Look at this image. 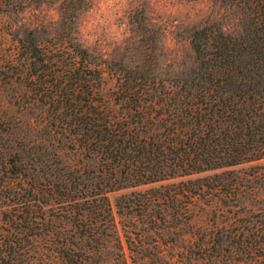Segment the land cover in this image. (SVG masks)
I'll use <instances>...</instances> for the list:
<instances>
[{
	"label": "trees",
	"instance_id": "obj_1",
	"mask_svg": "<svg viewBox=\"0 0 264 264\" xmlns=\"http://www.w3.org/2000/svg\"><path fill=\"white\" fill-rule=\"evenodd\" d=\"M217 1L240 7L239 30L226 33L215 24L192 27L193 65L167 81L154 73L149 53L140 64L120 67L115 100L121 109L116 110L100 104L99 67L84 48L40 44L31 32L16 37L18 55L27 66L22 83L32 100L52 108L59 134L95 164L90 169L69 166L33 135L16 136L0 127L2 186L9 189L13 205L37 203L17 217L15 230L35 234L34 225L45 214L32 212L55 207L73 225L79 249L95 247L116 233L107 192L210 170L220 171L160 185L174 188L157 198L172 205L179 194L188 204L210 202L217 195L223 204L239 200L240 177L226 168L264 158V0ZM82 7L83 0H61L62 22ZM153 42L145 40L149 46ZM121 198L115 201L117 210ZM240 221L232 235L233 250L264 263V210L255 219ZM24 240L3 241L0 264H14L11 255L28 250L29 238ZM113 240L119 241L117 233ZM124 242L128 244L126 237ZM68 262L90 263L78 252Z\"/></svg>",
	"mask_w": 264,
	"mask_h": 264
},
{
	"label": "rangeland",
	"instance_id": "obj_2",
	"mask_svg": "<svg viewBox=\"0 0 264 264\" xmlns=\"http://www.w3.org/2000/svg\"><path fill=\"white\" fill-rule=\"evenodd\" d=\"M34 1L0 0V127L16 136L33 135L65 164L84 165L86 169L93 167L94 161L59 134L60 124L52 118V108L33 101L32 92L23 85L27 66L18 55L16 37L31 32L40 44L70 47L77 43L84 48L99 67L100 104L116 110L121 109L115 100V77L121 73L120 67L140 64L149 53L147 61L162 80L183 75L194 61L188 41L192 27L215 24L226 33H236L242 17L237 4L217 0H83V7L71 10L63 23L61 0ZM146 39L155 42L149 46ZM226 169L240 177L238 188L243 194L238 201L223 204L217 195L210 202L188 204L179 194L172 205L157 198L174 188L160 185L220 170L107 192L119 241L113 240V233L101 238L95 247L84 245L80 249L74 242L73 225L59 216V208L44 206V211L32 212L45 214L43 222L34 225L35 234L15 230L17 217H23L37 203L28 202L23 208L13 205L0 175V253L3 241L18 236L25 242L29 238V244L27 251L11 255L14 264H70L69 256L77 252L85 255L89 264H264L243 256L231 245L240 219H255L264 210V158ZM120 197L121 208L117 210L115 201ZM143 204L147 205L144 209Z\"/></svg>",
	"mask_w": 264,
	"mask_h": 264
}]
</instances>
